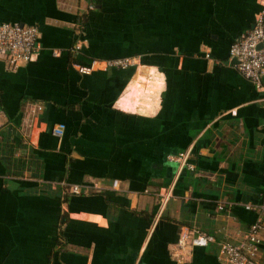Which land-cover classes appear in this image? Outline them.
I'll return each instance as SVG.
<instances>
[{
  "label": "crops",
  "instance_id": "crops-1",
  "mask_svg": "<svg viewBox=\"0 0 264 264\" xmlns=\"http://www.w3.org/2000/svg\"><path fill=\"white\" fill-rule=\"evenodd\" d=\"M263 8L0 0V24L40 31L30 63L0 59V264H225L257 223L264 264V91L230 61ZM185 226L216 243L180 252Z\"/></svg>",
  "mask_w": 264,
  "mask_h": 264
},
{
  "label": "built area",
  "instance_id": "built-area-1",
  "mask_svg": "<svg viewBox=\"0 0 264 264\" xmlns=\"http://www.w3.org/2000/svg\"><path fill=\"white\" fill-rule=\"evenodd\" d=\"M39 40L40 31L36 26L18 23L0 24V59L7 60L8 67L12 70L30 63L40 48ZM230 61H236L234 67L238 72L250 81L257 90L264 91V8L257 15L254 28L231 46ZM108 63L111 67L128 68L134 65V60L130 58L117 59ZM98 64V61L92 62L91 65L76 63L74 67L82 75H91ZM65 129V125H58L53 128V135L61 139L64 136ZM189 156L190 154L187 152L170 159L179 163L181 168H184L188 165ZM118 184L119 181L115 180L114 187H117ZM79 191L80 187H73L74 193ZM171 198L172 189L159 196V216L164 212ZM246 209L253 210L255 208L246 205ZM259 229L260 223H257L237 243H221L219 246V259L225 264H259L260 239L257 235ZM215 243L214 237L205 234L198 227L185 226L181 230L178 247L180 252L185 250L191 252L194 249L208 248ZM181 257L184 258V255H181Z\"/></svg>",
  "mask_w": 264,
  "mask_h": 264
},
{
  "label": "water",
  "instance_id": "water-1",
  "mask_svg": "<svg viewBox=\"0 0 264 264\" xmlns=\"http://www.w3.org/2000/svg\"><path fill=\"white\" fill-rule=\"evenodd\" d=\"M260 47H261V46H260ZM232 63H233V64H236V61H233Z\"/></svg>",
  "mask_w": 264,
  "mask_h": 264
}]
</instances>
